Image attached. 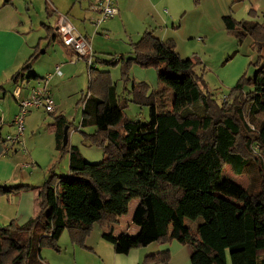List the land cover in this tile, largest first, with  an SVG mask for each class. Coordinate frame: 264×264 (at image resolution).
Returning <instances> with one entry per match:
<instances>
[{
  "label": "trees",
  "instance_id": "1",
  "mask_svg": "<svg viewBox=\"0 0 264 264\" xmlns=\"http://www.w3.org/2000/svg\"><path fill=\"white\" fill-rule=\"evenodd\" d=\"M223 22L239 43L252 36L259 55L256 74H243L222 102L206 89L193 58H182L172 41L150 31L132 44L131 56L108 61H122L126 81L134 64L157 70L162 92L152 95L149 84L132 78L128 91L134 102L150 105L149 120L128 117V100L110 72L90 68L88 93L79 103L81 127L95 129L82 134L86 144L103 150L104 158L89 162L79 146L69 140L64 145V129L68 126L69 135L71 124L65 115L56 117L57 149L60 156L69 154V173L52 170L39 192L37 215L22 224L0 225V264H43L41 250L59 251L66 231L72 242L83 240L97 222L118 223L136 198L132 221L139 232L103 234L117 254L177 241L190 246L192 264H228L229 258L231 264H264V20L229 13ZM41 52L36 50L13 75L15 83L27 79ZM168 89L174 91L171 105L163 99ZM226 166L248 174L249 185L228 179ZM26 188L31 185H0V195ZM187 220L199 225L193 230ZM170 259L171 252L164 250L147 255L145 263Z\"/></svg>",
  "mask_w": 264,
  "mask_h": 264
},
{
  "label": "crops",
  "instance_id": "2",
  "mask_svg": "<svg viewBox=\"0 0 264 264\" xmlns=\"http://www.w3.org/2000/svg\"><path fill=\"white\" fill-rule=\"evenodd\" d=\"M166 1L170 9H168L169 12L165 13H168L172 19L177 20L179 16L183 18V15L187 13V10L178 12L173 6V4L180 0ZM130 2L131 0H117L118 14L97 26L94 24L93 18L98 17L99 14L92 9L91 0H85L84 2L82 0L80 2L79 0H69V4L65 7L62 6L61 9H59L54 0L51 3L50 0H47L44 13L39 19H36L31 13L27 0H0V185H31V188L22 189L15 194L0 195V225L6 224L11 220L22 224L37 215L40 210L38 195L52 170L59 175H67L69 173V154L60 156L57 149L58 125L56 117L58 115L66 116L65 110L71 106L72 98L77 96L78 92H81L82 96L84 95L83 85L86 79L80 80L79 75L87 77L88 73V83H90V69L87 63H85L87 71L80 67L83 58H78L75 51L71 47L66 46L59 38L57 33L59 14L68 16L78 33L87 36L93 46L96 61L98 60L95 65L99 67L101 64H109L108 61L114 59V57L118 61L121 57L125 56L120 51L119 53L116 52V55L112 54L109 60L99 57L97 55L98 50L102 52L108 51V49H96L97 41L101 35L109 38V34L113 36L121 31L123 41L127 42L126 45L129 48H124L123 45L116 42V46L112 47V49L128 50L132 55V44L137 42L143 35L145 31L142 32V30L154 33L148 27L152 21L160 20L157 13L156 16H151L152 18L154 17L153 19L149 16V12L144 10L140 13L139 18L136 15L133 16L129 9ZM164 3L165 0H140L137 5L138 7H143L142 9H153ZM211 5L215 9L214 13L218 14L220 10L217 7V3H211ZM52 15L55 16L53 22L50 21L51 18L49 19ZM138 23L142 26L141 29H138ZM167 24H169V21ZM77 26H80L81 30ZM173 27H175L174 23ZM168 31L170 29L166 30L163 37L154 34L163 41H167L168 34L170 33ZM134 38L139 39L135 41ZM36 50H42V52L26 73L27 79L20 78L15 83L12 80L13 75ZM242 51L241 48L236 51L238 65H235L236 61H233L221 68V73H218L227 85L233 86L244 70L240 65L246 61ZM40 63L44 65L42 70L36 66V64L39 65ZM136 65L134 64L133 67H136ZM102 70L109 71L111 74V71L108 69ZM131 70L132 68L129 75L132 77ZM120 71V78H122V66H120ZM47 74L51 75L47 88L51 91L54 98L55 111L47 112L36 109V112L34 111L35 109L31 110L25 119L23 144L15 145L10 150H7L5 140L8 135L15 131L14 119L20 109L19 103L14 96L16 86L25 83L22 95L26 97L29 94L28 87L36 86V80ZM138 74L135 81L149 84L148 92H151L152 86L148 80L149 78L155 84L157 83L158 87L163 88L158 81L157 70L150 68L142 70ZM9 85L11 86L9 87ZM48 115L52 119L47 118ZM131 229H133V232L129 231ZM105 232H112L115 236L124 232H131L130 234L135 235L139 232V227L134 224L127 226L121 220L118 223L107 220L97 222L90 234L83 240L79 238L78 241L72 242L69 238L70 245L72 246L71 255L74 262L71 260L68 263L148 264L145 263L147 255L169 250L171 252V259L168 263L160 264H192L191 251L179 244H175L173 241L171 242V246L164 245L166 243L156 245L152 243L145 247L132 249L129 254H117L113 244L103 237ZM50 249L54 251L52 248H43L41 250L43 264H54L50 258H53L56 254L49 252ZM45 251L47 252L45 253ZM55 251V253L58 252V255H62V253L70 255L68 252H63L62 246L59 251ZM45 255L51 257L45 259Z\"/></svg>",
  "mask_w": 264,
  "mask_h": 264
},
{
  "label": "rangeland",
  "instance_id": "3",
  "mask_svg": "<svg viewBox=\"0 0 264 264\" xmlns=\"http://www.w3.org/2000/svg\"><path fill=\"white\" fill-rule=\"evenodd\" d=\"M46 1L47 0H27V4H29L31 8V13L34 15L36 19H39V17H41L42 14L44 13ZM52 1L53 0H50V3ZM82 1L84 2L85 0ZM138 1L140 0H131L130 8H129L131 14L133 16L136 15L139 18L140 13L143 10L149 12L150 17L152 15L156 16L157 13L160 20L152 21L148 28L152 29L154 33L159 35L160 37H163L165 35L167 29L168 30L170 29V31H168L170 33L168 34L167 41L173 42L174 48L182 56V58L194 59V61L196 62L195 71L197 75L203 78L206 84V89L211 91L219 102H222V100H224L226 96H229L230 89L234 87V85L238 82V80L241 78L243 74H245L247 77H253L256 74L257 67L255 62L258 59L259 51L253 45L252 36L250 35L247 36V38H245L242 41V43H239L236 36L230 34L227 31L223 22V14L225 15L230 13L233 14V16L237 19H252L255 21L262 22L264 20V0H237V1L180 0L179 2L173 4V6L176 8V10H178V12L181 10L182 11L187 10V13L183 15V18L179 16L177 20L172 19L168 15V13H165L166 9L167 10L170 9V7L166 4L167 3L166 0L164 4H160L154 7L153 9L151 8V6H149V8L151 9H146V8L142 9L143 7L141 6L138 7L137 5ZM54 2L59 7V9H61L62 6L65 7L69 4V0H54ZM20 3L22 4V2ZM211 3H217V7L220 10L218 14L214 13L215 9L211 5ZM54 17H55L54 15H52V17H49V19L51 18L50 19L51 22H53ZM168 21L169 24H167ZM173 23L175 24V27H173ZM141 27L142 26L138 23V29H141ZM77 28L81 30L80 26H77ZM144 31L146 30H142V32ZM121 34H122L121 31L117 32L113 36L109 34V38H107L106 36L103 37L101 35V37L97 41L98 48L96 46L95 47L96 49H108V51L102 52L98 50L97 55L106 60L111 59L112 54L116 55V52L119 53L120 51L122 54L125 55L124 56L125 58L131 56V52L128 50L122 51L119 49L117 50L112 49V47L114 48L116 46V42L120 45H123L124 48H129L126 45L127 42L123 41L124 39L122 38ZM134 39L135 41H137V39L139 38H134ZM240 48L243 50L242 54H244L245 56L244 58H246V61L240 64L244 70L241 76L238 78L237 82L233 86H230L223 82L222 78L218 75V73H221L220 70L221 68L237 60L236 51ZM121 62L122 61H120L119 63L120 65L101 64V66L99 67L100 69H108L111 71L112 79L114 83H117L116 85H117L118 93L121 95V97L125 96L127 98L129 106L128 108H126V115L135 120L141 119L147 121L150 118V105L147 103L142 104V103L134 102L133 100H131L132 95L129 92L132 90L131 89L132 81H130L131 78L135 80V78L138 77L139 75L138 72L150 68H143L139 65H136V67L132 66L131 67L132 77L129 76V79H127L126 81L124 78H120L121 76L120 66H122ZM85 63H87L86 60L82 59L81 61L82 65H80V67H82L84 70L87 71ZM238 63L239 62L236 61L235 65H238ZM36 66L40 70H42L44 67L42 63H40L39 65L36 64ZM79 78L80 80L86 79V82L83 85V92L84 94H86L89 88L88 73H87V77H84V75L80 74ZM148 80L151 82L152 85L150 94L153 95L154 94L153 92L162 90L160 87H158L157 83L155 84L154 82H152L150 78ZM126 83L128 84L126 85ZM10 86L11 85H9V87ZM161 86L164 85L162 84ZM164 88L167 87L165 86ZM246 89L249 90V87L247 86ZM150 94L148 96H150ZM9 96L11 97L10 94ZM21 96L23 97V95ZM81 96H82L81 92H78L77 96H74V98H72L71 106L66 108L65 110L67 119L71 124L69 143L71 145L79 146L82 154L84 155L87 161L93 163L101 162L104 158L103 150L96 145L89 146L88 144H86L84 135L82 134V131L91 133L94 131L95 128L93 126L86 128L81 127L83 105L80 103L78 104V101ZM173 97H174V91L168 89V93L167 95L165 93V98L163 99H165V103H167V105H171L173 101ZM157 98H161V97L157 95ZM148 99H150V97ZM158 107L159 110L162 111L163 107L159 106V104ZM37 110L44 111L43 108ZM34 111H36V109ZM47 118L52 119V117L49 115ZM22 141H23V137H22ZM223 173L224 175H226L228 179L242 185L243 187L249 185L250 177L248 174H235L230 169V166H226L225 169L223 170ZM139 201L140 200L138 198L132 200L128 212L120 217L122 223H124L127 226H129L130 224H134L132 218L135 209L139 204ZM198 223L199 221L187 220V224L190 225L193 230H195L196 227L199 225ZM129 231L133 232V229ZM69 238H70L69 234L66 231L61 238L60 244L63 248V252H68L70 255H67L66 253H62V255H58L57 254L58 252L55 253L56 252L55 250L53 251L50 249L49 252L56 254L53 258H50L54 264H67L71 260L74 262V259L71 255L72 246L70 245ZM173 242L191 251L190 246L182 245L177 241H173ZM154 244L156 245L160 243L156 242ZM164 245L171 246V242L166 243ZM46 252L47 251H45V253ZM47 257H51V256H47V255L44 256L45 259ZM228 264H231L230 258L228 260Z\"/></svg>",
  "mask_w": 264,
  "mask_h": 264
},
{
  "label": "built area",
  "instance_id": "4",
  "mask_svg": "<svg viewBox=\"0 0 264 264\" xmlns=\"http://www.w3.org/2000/svg\"><path fill=\"white\" fill-rule=\"evenodd\" d=\"M91 7L99 16L93 18L95 25L99 26L108 19L118 14L117 0H91ZM165 12H168L166 9ZM57 33L61 41L71 47L78 58L86 60L89 69L95 66L94 50L87 36L78 33L75 25L68 16L59 14L57 23ZM51 75L47 74L36 80L37 85L29 88L28 96H21L24 84H18L14 90V96L19 103L20 109L14 119L15 131L6 137L7 150L19 144H23L22 137L25 131V119L27 114L33 109L43 108L47 112L55 111V101L47 84Z\"/></svg>",
  "mask_w": 264,
  "mask_h": 264
},
{
  "label": "water",
  "instance_id": "5",
  "mask_svg": "<svg viewBox=\"0 0 264 264\" xmlns=\"http://www.w3.org/2000/svg\"><path fill=\"white\" fill-rule=\"evenodd\" d=\"M68 140H69L68 126H66L64 129L63 144L66 145L68 143Z\"/></svg>",
  "mask_w": 264,
  "mask_h": 264
}]
</instances>
